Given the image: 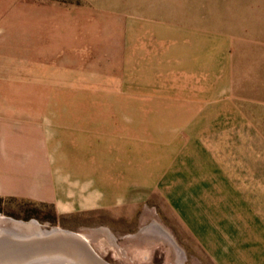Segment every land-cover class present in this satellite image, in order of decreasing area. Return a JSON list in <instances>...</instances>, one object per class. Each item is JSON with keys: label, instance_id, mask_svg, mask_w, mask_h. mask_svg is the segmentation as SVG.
Segmentation results:
<instances>
[{"label": "rangeland", "instance_id": "1", "mask_svg": "<svg viewBox=\"0 0 264 264\" xmlns=\"http://www.w3.org/2000/svg\"><path fill=\"white\" fill-rule=\"evenodd\" d=\"M103 123L122 132L109 152L55 138ZM87 150L136 169L137 202L11 194ZM32 221L106 264H264V0H0V264ZM65 256L46 264H91Z\"/></svg>", "mask_w": 264, "mask_h": 264}, {"label": "crops", "instance_id": "2", "mask_svg": "<svg viewBox=\"0 0 264 264\" xmlns=\"http://www.w3.org/2000/svg\"><path fill=\"white\" fill-rule=\"evenodd\" d=\"M92 125L94 124L92 123ZM103 125L102 127H79L80 130L77 131H60L55 133V138L74 141L72 146L76 152L82 142L84 143L83 147L86 149L94 150L103 145L102 147L107 148L109 152L110 143L121 139L122 132L112 131L109 127L110 123L106 124L108 125L106 127L105 123ZM44 137H46V133ZM87 152L89 156L80 154L65 157L62 155L60 157L55 156L56 163L53 161L49 166V177H44V179H47L46 183L43 184L40 181L37 184L38 190L32 193L27 192L26 189L22 190L18 186L20 180L23 181L24 177H14L11 182L13 187L11 194L32 196L36 199L53 202L61 213L100 207L111 209L127 206V204L138 201L136 197L143 191V188L140 183H137L139 180L136 179L137 173L134 167H131L132 171L130 172H126L125 167L119 169L114 165L118 164L119 166L121 164L119 157H115L114 160L116 161L114 162L109 161L106 163L102 161L103 164L100 165L98 164L100 162H96V159L100 160V157L96 158L92 152L88 150ZM66 159L68 160L66 161ZM63 161L66 163H63ZM74 163L77 165H74ZM25 184L26 182L23 187ZM43 187L45 189L49 188V191H39V188ZM131 223L133 225H130V228L136 229L138 227L136 221ZM140 235L135 234V237ZM135 259L137 258L135 257Z\"/></svg>", "mask_w": 264, "mask_h": 264}, {"label": "water", "instance_id": "3", "mask_svg": "<svg viewBox=\"0 0 264 264\" xmlns=\"http://www.w3.org/2000/svg\"><path fill=\"white\" fill-rule=\"evenodd\" d=\"M21 225L30 228L33 233L24 241L22 257L16 264H46L49 263L52 253L59 255V258H64L65 255L69 256L70 251L74 249L83 251L82 254L93 264H106L82 234L61 228H45L37 221L28 224L21 223Z\"/></svg>", "mask_w": 264, "mask_h": 264}, {"label": "bare ground", "instance_id": "4", "mask_svg": "<svg viewBox=\"0 0 264 264\" xmlns=\"http://www.w3.org/2000/svg\"><path fill=\"white\" fill-rule=\"evenodd\" d=\"M159 230H162V228L159 226V227H157ZM166 233V232H165ZM75 250V251H74ZM74 250H71L70 252V255L71 256H75L76 258H82L83 260H85L86 262H88V263H91V264H93L91 261H89L86 257H85V255H83L82 253H83V251H81V250H76V249H74ZM57 254H59V253H57ZM58 257L57 258H59V255H57ZM69 264H72V263H69Z\"/></svg>", "mask_w": 264, "mask_h": 264}]
</instances>
